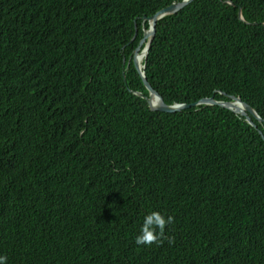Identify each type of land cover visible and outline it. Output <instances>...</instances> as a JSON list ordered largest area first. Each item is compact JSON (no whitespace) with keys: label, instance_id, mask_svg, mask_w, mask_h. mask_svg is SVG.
Here are the masks:
<instances>
[{"label":"trees","instance_id":"obj_1","mask_svg":"<svg viewBox=\"0 0 264 264\" xmlns=\"http://www.w3.org/2000/svg\"><path fill=\"white\" fill-rule=\"evenodd\" d=\"M174 1L0 0L8 264H264L259 131L217 106L151 112L141 96L143 18ZM263 24L264 0H196L158 22L147 80L167 105L224 93L264 120ZM153 211L175 221L162 245L138 246Z\"/></svg>","mask_w":264,"mask_h":264},{"label":"water","instance_id":"obj_2","mask_svg":"<svg viewBox=\"0 0 264 264\" xmlns=\"http://www.w3.org/2000/svg\"><path fill=\"white\" fill-rule=\"evenodd\" d=\"M195 1L196 0H183L182 2L174 1L171 5L161 9L160 11L155 13L153 16L143 18V21H147L149 23V29L144 32V35L140 41L139 47L134 51V54H133V63H134L135 69L137 70L140 77L142 78V81L146 89L149 91V97H145L144 95H141V96L144 99H146L148 103V107L151 112L174 114V113H179L184 110H188L192 107H197V106H217V107L224 108L240 117H244L246 121L253 128L259 131V135L261 136L264 142V135L258 129V126L252 120L251 116L257 119L260 123H262L263 120L251 106H249L247 103H245L241 99V97L220 93L226 96L227 98H229V101H219L215 99V96H212L210 98L201 99L200 101L195 102L193 104H174L170 106L165 103V100L162 97V95L157 90H155L152 87V85L149 83V81L147 80L146 73L143 69L144 66H141L139 62V56L142 55V57H147L151 44L157 33L158 22L162 20L163 18H165L166 16L173 15V14H176L182 11L183 9L190 6ZM227 3L230 5H233L231 2H227ZM239 18L241 21L245 22L241 9L239 11ZM144 44H146V46L144 50L141 51V48L143 47Z\"/></svg>","mask_w":264,"mask_h":264},{"label":"clouds","instance_id":"obj_3","mask_svg":"<svg viewBox=\"0 0 264 264\" xmlns=\"http://www.w3.org/2000/svg\"><path fill=\"white\" fill-rule=\"evenodd\" d=\"M144 22H147V21H144ZM148 29H144V32ZM135 38H136V36L134 37V39ZM145 46H146V44L143 45V47L141 48V51L144 50ZM138 47H139V45H138ZM133 54H134V52H133ZM146 60H147V57H143V60L139 61L141 66H144V68H143L144 71L146 68ZM132 62H133V55H132ZM133 65H134V63H133ZM126 68L127 69L129 68V63L127 64ZM263 122H264V120H263ZM174 221H175V218L173 216L165 217L163 214H161L158 211H153V212L149 213L144 218L143 224L140 228V235H138L136 237L135 243L138 246H145V245L151 246L153 244H156L157 246L162 245L163 242L167 239L166 229H167L168 225L174 223ZM0 264H8L7 256H0Z\"/></svg>","mask_w":264,"mask_h":264},{"label":"bare ground","instance_id":"obj_4","mask_svg":"<svg viewBox=\"0 0 264 264\" xmlns=\"http://www.w3.org/2000/svg\"><path fill=\"white\" fill-rule=\"evenodd\" d=\"M143 60V57H142V55L141 56H139V61H142Z\"/></svg>","mask_w":264,"mask_h":264}]
</instances>
